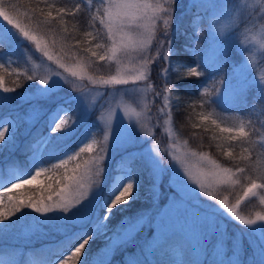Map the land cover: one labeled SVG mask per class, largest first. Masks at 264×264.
<instances>
[{
  "label": "rangeland",
  "instance_id": "obj_1",
  "mask_svg": "<svg viewBox=\"0 0 264 264\" xmlns=\"http://www.w3.org/2000/svg\"><path fill=\"white\" fill-rule=\"evenodd\" d=\"M198 1L200 0H176V3L172 5V21L168 30L171 40H173L176 33L175 28L180 21L181 14ZM150 2L161 3L168 7L165 0H150ZM214 3V6L206 13L205 34L209 39V44L206 46L203 60L212 63L213 67H218L220 63L231 57L230 52L232 49L239 52L237 56L239 60L234 66L231 81H228L220 90L222 92L221 98L223 100L230 99L235 89L249 81L257 82L264 90V0H215ZM161 16H164V14L161 13ZM201 19L200 15L195 16L190 24L195 31L192 32V37H185L182 42L183 49L188 52L192 51L194 46L190 42H196L194 33L202 31L200 29ZM3 25L6 26V22L3 21ZM163 27V19H158L156 23L157 38H161ZM11 30L15 31L12 28ZM32 34L35 35V33ZM37 37L42 39L53 59L49 60L43 52L34 46L40 57L35 65L39 72L38 79L50 77V82L47 86H42L37 82L34 88L26 93L25 99L31 98L28 111L25 112L26 121L28 122L26 130L30 131L31 128L39 125L44 119L49 122L50 114L59 107L67 110L61 114L62 116L68 115L71 117V110L68 109L65 101L74 98L77 102L76 116L72 119L75 124L67 132L59 134V140L73 137L83 146L82 143L85 140L91 142L92 139H95L100 144L103 142V130L106 122L109 116L114 114L116 119L113 121V133L119 139V142L114 141L112 143L108 158L101 165L105 171L100 173L99 183L93 187V193L90 194L89 201H84L82 206L77 205L78 208L80 207L79 209L73 208L66 215L61 212L44 215L35 212L31 220L19 228L20 233L14 236L15 240L25 242L38 232L44 234L46 231L52 230L50 236L56 237L60 234H75L86 229L89 222L99 218L101 205L105 207L117 183L122 184L128 179H135L126 170L113 172L114 169L119 168V163L116 161L118 156L135 152L138 155L141 154L151 171V175H153L152 189L144 198L145 201L152 203L151 207L146 208L140 215L132 219H126L119 225L118 229L111 235L109 243L101 247L94 256L95 264H105L119 246L130 243L117 244L114 243V240L122 236L123 232L127 230V221L135 222L137 220H139L141 226L133 234L134 239L146 237L145 252L151 262L155 260L153 250L156 245L176 232L181 234L185 241L186 247L182 251L186 255V262L191 264H203L208 249L212 254L211 259L216 264H234L235 256L239 257V264H264V251H262L264 246L260 242L261 230L247 229V226L236 221L234 217H230L231 214L226 213L220 201L226 199L229 206H235L237 213L245 218H255L257 214L264 215V210L255 212L252 215H246L238 210L236 203H231L230 200L221 195V187L234 185L233 183H217L214 185L211 190L217 199L213 200L212 197L206 196L200 190L199 185L195 184L194 180L185 171L186 168H190L195 173L198 169H201L206 161H215L217 164H221L207 152H200L189 147L186 140L178 136L173 126L171 109L175 96L172 88L171 91L163 90L165 78L160 76L159 73L162 66L168 67L167 79H169L170 71L192 65L176 57L177 48L174 46V42L172 41L171 45L174 54L167 62L160 60L155 55L157 45L155 40L152 42L151 48L146 53V55L153 57L152 63L148 65L149 78L147 80L133 82L130 78L127 85H113L103 84L100 81L113 76L134 74V70L141 66V53L130 52L127 56L119 54L117 58H111V53L108 52L109 58L104 60L103 66L96 67L98 73H92L89 63L83 57L71 53L69 55L71 59H67L47 45L44 38ZM109 43L111 47L110 38ZM57 59L65 65V68H60L59 64L56 63ZM100 69L103 72L105 71L103 75L99 74ZM73 71L80 73L83 79L79 75L73 76ZM56 73H60V75L56 76ZM43 87L49 89V94L46 98L41 99L39 97ZM156 92L162 94L156 96ZM165 96L168 97L167 107L164 104ZM34 105L39 111L34 117L29 118ZM160 108H163L164 112H159L158 109ZM165 113H169V115H165ZM0 123H6L9 127H11V124L16 125L10 116L3 117ZM15 125L10 132V141L15 136L14 132L17 129ZM99 131L101 133L100 139H98L97 134ZM149 133L151 134L149 135ZM41 138L34 143L35 150L33 154L36 150L41 152V148L44 147L40 144ZM2 147L0 146V148ZM55 151H48L47 157L54 154V162L59 163V159H66L68 154H74L78 150L66 148L60 154ZM192 152H196L198 155L193 157L190 155ZM186 153L189 154L187 157L185 156ZM100 154L99 147H97L88 158ZM146 155L156 156L160 160L161 172L156 175L153 174V168L145 158ZM202 157L206 158V161L202 160ZM30 163L33 171L35 167L33 158L30 159ZM42 166L47 167L46 165ZM210 169V164L202 168L205 172ZM233 171L235 172V170ZM5 172L9 177V182L13 177L8 172L20 175L19 171L12 167H8ZM31 172L28 171L22 175H30ZM177 172L181 176L176 175ZM236 177L237 172L233 179L237 180ZM183 182L194 189L191 197L185 194ZM255 191L257 198L260 199L261 196H264V189L258 188ZM58 202V197L55 194L52 201L45 200V203ZM262 203L264 205V202ZM102 216L104 217V215ZM103 217L100 223L94 225L95 230H89L87 234L106 231V221ZM46 235L47 233L44 236ZM228 241L231 245L227 243ZM62 259L58 258L52 264H58V261ZM174 264H180V261L176 260Z\"/></svg>",
  "mask_w": 264,
  "mask_h": 264
},
{
  "label": "trees",
  "instance_id": "obj_2",
  "mask_svg": "<svg viewBox=\"0 0 264 264\" xmlns=\"http://www.w3.org/2000/svg\"><path fill=\"white\" fill-rule=\"evenodd\" d=\"M214 1L200 0L192 4L181 14L180 21L175 28L176 33L172 41L177 48L176 57L189 64L196 63L201 57L205 74L201 77H188L186 68L170 71L169 79L173 83L172 89L175 96L171 116L178 136L186 140L189 147L200 152H207L225 168L245 169L244 173L237 172L236 178L240 181L239 183L221 187V195L231 203H236L237 199L243 196L249 177L255 179L258 184L264 183V179H261L264 177V95H262L264 90L257 82L249 81L235 89L228 100L221 98L222 92L218 96L215 95L216 91L223 89V85L218 83L219 80H224V85L231 81L234 66L239 60L237 59L239 52L232 49L231 57L220 63L218 67H213L212 63L203 60V54L209 44V39L205 34L206 13L214 6ZM12 5L16 7L13 8ZM3 6L5 10L20 20L22 26L44 38L47 45L65 58L71 59L69 56L71 53L83 57L89 63L92 73H98L96 67L103 66L105 59L100 60L99 56L108 52L110 47L107 28L100 22V17L106 19V3L102 4L101 0H3ZM59 9H64V12H59ZM33 10L36 12L43 10L45 15L51 11L52 16L47 17L49 23L37 28L33 23L35 20ZM198 15L202 17L200 20L202 31L194 33L196 42H190L194 46L192 51L188 52L183 49L182 42L185 37H192L191 34L195 30L190 24ZM61 17L63 23L60 22ZM96 44H100L101 47L96 48ZM34 46H36L35 43L18 35L9 26L3 25V21L0 20V63L5 64V67L0 69V80L3 82V87L15 89L14 92L3 93V88L0 87V94L9 97L8 101L0 104V120L10 116L17 127L13 140L0 148V176L6 179L5 170L8 167H16L21 174L29 170L30 156L35 150L34 143L42 136H49L51 132V125L46 119L30 131L26 130L28 122L25 112L28 111L31 100L26 102L21 98H25L26 93L33 89L39 81V72L35 65L40 57ZM89 48L96 51L97 56L93 57L88 51ZM104 73L105 71L100 69L99 74ZM28 75H35L37 80H27ZM178 76L183 78H178ZM205 88L208 89L207 92H204ZM207 100H213V103H203ZM65 104L71 110V119H73L77 111L76 100L70 99L65 101ZM213 120L217 123H212ZM221 128H231L235 131L226 133L222 132ZM240 128L244 130L242 134L238 132ZM97 134L100 139V131ZM58 135L59 133L50 137L49 143L43 148L45 155L50 150H56L55 152L60 154L66 148L79 150L82 147L73 137L59 140ZM229 152L231 155H228ZM90 154H82L77 161H69L68 172L75 166V163H82ZM53 156L54 154H50L46 161L49 166L53 164L52 158L55 157ZM139 156L141 159L137 158L131 164L127 160L128 154L118 156L116 161L119 163V168L114 169L113 172L126 170L131 173L138 183L137 194L128 204H120L113 209L112 215L106 221L105 232L92 234L93 239L84 250L81 264H95L94 256L101 247L109 243L111 235L119 225L151 207L152 203L145 201L144 198L152 189L153 175L144 158L141 154ZM128 167H131V170ZM47 169L48 171L42 174L40 181L26 185L22 189H14L11 193L14 197L12 202L15 203L21 198H31L33 202L40 200L45 202L49 194L46 187L49 176L53 177V189L58 190L65 182L61 180L58 185L55 181L66 174L65 169H53L52 167ZM5 205L10 207L7 196H5ZM100 210L99 218L89 222L86 229L75 234L68 233L51 237V230L46 231V236H44L46 233L38 232L31 236L30 240L22 242L16 241L14 236L20 233L19 228L23 227L24 223L31 220L35 214L31 208L22 209L11 220L0 225V264H52L58 258L67 255L89 230H95L94 225L100 223L105 213L104 205H101ZM238 210L246 215H252L264 210V205L259 198L251 196L249 199L241 200ZM227 243L231 245L230 241ZM145 244V236L135 238L130 243L119 246L105 264H128L130 258L138 259L140 264H174L176 260L180 261V264H191L186 262V255L182 251L186 245L179 233L170 234L165 241L156 245L153 250L154 262L147 257ZM210 252L208 249L203 264H216L211 259Z\"/></svg>",
  "mask_w": 264,
  "mask_h": 264
},
{
  "label": "snow or ice",
  "instance_id": "obj_3",
  "mask_svg": "<svg viewBox=\"0 0 264 264\" xmlns=\"http://www.w3.org/2000/svg\"><path fill=\"white\" fill-rule=\"evenodd\" d=\"M102 4L106 3L107 7L105 8L104 17H100V22L105 25L107 28V33L111 39V47L108 49V52L111 53V58H117L119 54L127 56L130 52H139L141 53V66L136 68L133 73L128 75H118L113 76L107 80H101L100 83L103 84H113V85H127L130 82V78L133 82L147 80L149 78L148 65L153 61V57L146 55L147 51L151 48L152 42H156V51L155 55L160 58L162 61H169L170 57L174 54V49L171 47L172 40L171 35L169 34V28L171 26L173 11L172 5L176 3V0H165V3L168 7H165L161 3H152L150 0H101ZM15 8V5H12ZM59 12H64V9H59ZM161 13L164 16H161ZM33 15L35 20L33 23L37 28L40 25H46L49 23L47 17L52 16V12L49 11L46 15L43 10L36 12L33 10ZM0 18L2 21L6 22L8 26L14 29L18 35L22 36L27 40H31L35 43L37 49L44 53L49 60L53 59V56L48 52L42 39L38 38L36 35H33L29 28L22 26V23L15 16L10 14L8 10H5L3 6V0H0ZM158 19H163V29L161 33V38L156 37V23ZM63 23V18L60 20ZM143 31H139V30ZM96 48H100V44L95 45ZM91 52L93 57L97 56V52L92 48L88 49ZM108 52H105L103 55L99 56L100 60L109 58ZM59 64L60 68H65V65L60 62L59 59L56 61ZM5 64L0 63V69H3ZM222 67V65H221ZM169 73L168 67L161 68L159 73L160 76L165 78V83L163 85L164 91H171L173 83L170 79H167ZM205 74L202 67V58L198 59L196 63L186 66V75L188 77H201ZM56 76H59L60 73H56ZM73 76H83L73 71ZM178 78H183L179 77ZM27 80H37L35 75H28ZM39 84L42 86L49 85L50 77H45L39 79ZM95 83V81H94ZM218 83L224 86L225 81L219 80ZM0 87L3 88V93L14 92V88L3 87V82L0 80ZM208 89L205 88L204 92H207ZM49 94V89L43 87L41 89V96L39 98H46ZM161 92H156V96H160ZM216 96L220 95V91H216ZM264 95V92H262ZM8 96H3L0 94V104H3L5 101H8ZM25 99V98H21ZM31 98L25 99L26 102L30 101ZM203 103H213V100L203 101ZM164 104L168 106V97H164ZM39 109L34 105L30 111L29 118L35 116ZM67 110L63 107H59L55 112L51 113L49 116V123L51 125V132L48 137H42L40 140L41 146L47 145L50 141L52 135L57 133L62 134L68 131L75 121L71 119L68 115H61ZM159 112H164L163 108L158 109ZM139 115V114H137ZM169 115V113H165ZM116 119V116L110 115L105 128L103 130V142L98 144L95 139H92L91 142L85 140L82 143V147L79 148L74 154L70 153L65 158L59 159V163L52 164L53 169H65L66 174L60 179L56 180V184H60L61 180L66 182L63 186L59 187L58 190L53 189L52 180L53 177H48V183L46 187L49 190L47 196L48 201L53 200V192L58 197V203H45L43 200L33 202L31 198H21L17 199L13 203L14 197L11 195L14 189H22L26 185H32L33 182L38 181L42 174L46 173L48 169L42 166L48 159L47 155L44 154L42 148L39 157H33V163L35 165L34 170L30 175H16L14 173L8 172L13 179L9 182L6 178H0V225H3L5 221L11 220L14 216L22 211L25 208H31L35 212L42 215L49 214L53 212H61L63 214H68L73 208L79 209L77 205L82 206L84 201H89L90 194L92 195V189L94 186L98 185V177L100 173L104 172L105 169L101 167L102 163L108 158V153L112 143L119 142V139L114 136L113 133V121ZM11 123V122H8ZM212 123L216 124L215 120ZM15 124H11V127L7 126L6 123H0V146H4L10 141V132ZM16 126V125H15ZM219 127V124H217ZM222 132L232 133L235 131L231 128H221ZM239 133H243V128L238 130ZM151 133H149L150 135ZM97 147H99L100 155L92 156L88 159H84L82 163H75V166L71 169L70 172L67 170V165L69 161H77V158L81 157L82 154L92 153ZM189 154L186 153L187 157ZM191 156L195 157L198 155L196 152L190 153ZM228 155H231L229 152ZM141 159V157L135 153L131 152L128 154V163L131 164L135 159ZM148 163L151 164L153 168V174L156 175L162 170L160 160L153 155H146L145 157ZM202 160L206 161V158L202 157ZM183 162V161H181ZM207 164L211 165V169L207 172L203 171L202 168ZM131 170V167H128ZM185 171L187 175L192 178L195 184L199 185L200 190L204 192L206 196L212 197L213 200L217 199L213 195L211 190L214 185L217 183H239L240 181L234 180L236 172L244 173V168H237L235 172L231 168H224L221 165L217 164L215 161H206L204 165L201 166V169H198L195 173L190 168H186ZM176 175L181 176L179 172ZM264 179V177H261ZM185 188V194L188 197L193 195L194 189L190 187L186 182H183ZM264 189V183H256L255 179L251 177L248 178L247 187L243 191V196L238 198L236 205L241 203L242 199H247L249 196H256V189ZM138 183L134 178L128 179L124 183H117L115 190L111 194V198L106 202L104 221H107L112 215L113 209H116L120 204H128L133 200L137 194ZM5 196H7V201L10 207L5 205ZM261 202H264V196L260 197ZM220 204L223 206V209L226 210L227 214H231L230 217H234L236 221L242 223V225L247 226V229L261 230L260 242L264 246V215L257 214L255 218H245L236 211V207H230L227 200H221ZM179 207V205H177ZM127 230L123 232L122 236L117 237L114 240V243L121 244L125 242H131L134 239V233L140 228L139 220L132 222L127 221ZM93 239L92 234H87L83 239L80 240L71 251L63 257L62 260L58 261V264H81L82 257L85 253L86 246L89 245V242ZM264 251V247H262ZM235 256V254H234ZM128 264H140L139 260L136 258H130ZM234 264H239V257L235 256Z\"/></svg>",
  "mask_w": 264,
  "mask_h": 264
}]
</instances>
